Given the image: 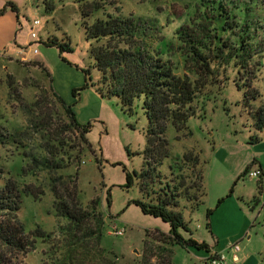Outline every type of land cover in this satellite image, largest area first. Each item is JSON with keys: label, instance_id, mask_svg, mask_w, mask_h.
Here are the masks:
<instances>
[{"label": "rangeland", "instance_id": "1", "mask_svg": "<svg viewBox=\"0 0 264 264\" xmlns=\"http://www.w3.org/2000/svg\"><path fill=\"white\" fill-rule=\"evenodd\" d=\"M200 1L118 0L106 11L138 19L150 34L157 29L153 48L163 54L177 76L195 79L181 49L184 45L174 33L183 26L192 34L190 21L196 20ZM222 1L233 10L237 23L242 25L248 17L255 41L260 51L264 50V0ZM36 21L39 26L34 25ZM84 24L80 0H53L51 5L45 0H0L3 122L11 132L22 133L28 155L38 160L62 159V165L69 166L60 170L43 168L33 158H24L15 146L2 152V162L12 177L39 193L38 198L24 197L19 213L25 234L35 241L34 248L23 257V264H168L169 260L171 264H213L210 260L216 255L212 253L153 239L155 233L169 235L171 224L145 214L134 204L148 202L137 180L132 188L126 187L127 173H140L145 165L148 119L143 100H137L129 111L119 98H103L96 92L92 85L98 84L100 74L90 52L94 42L88 39ZM237 32L238 29L234 33ZM33 33L37 39H32ZM50 40L56 45H48ZM227 41L231 47L237 44L234 35ZM60 45H68L72 51H61ZM36 64L51 74L53 88L69 104L79 99L75 111L82 124L92 126L87 134L91 149L83 146L82 153L74 149L70 159L64 154L48 153L58 152L54 149V132L60 131L67 119L51 94L46 73ZM262 65L256 82L262 97L249 104L243 103L244 92L233 81L224 82L223 87L208 85L203 90L194 103L197 114L188 120L187 130L177 133L173 127L168 128L166 137L172 157L161 169L169 175V166L174 165L176 174L186 177L187 186L201 183L205 188L206 196L197 209L182 202L189 229L180 230L185 239L213 247L208 223L222 216L227 222L223 225L219 221L223 225L220 235L226 245L242 229L244 216L251 217L248 236L236 241L241 249L239 255L247 257V264H264V205H256L261 196L260 179H250L249 173L241 178L256 159L254 151L264 142V121L261 123L257 114L259 107L264 108V62ZM223 68L220 67V79ZM84 70L90 71L92 85L81 91L80 98H74L73 91L86 83ZM230 75L233 80L235 73L230 71ZM57 139H70L73 146L80 142L78 135L71 133ZM257 139L263 142L255 145ZM186 155L199 158V165L185 161ZM200 175L203 182H199ZM52 187L72 212L91 214L77 229L58 211ZM220 200L224 201L218 205ZM209 210L214 211L211 221L207 218ZM115 227L124 229V236H114ZM38 231L43 238L35 234Z\"/></svg>", "mask_w": 264, "mask_h": 264}, {"label": "trees", "instance_id": "2", "mask_svg": "<svg viewBox=\"0 0 264 264\" xmlns=\"http://www.w3.org/2000/svg\"><path fill=\"white\" fill-rule=\"evenodd\" d=\"M45 1L51 5L53 0ZM117 1L80 0L86 35L94 42L90 52L100 79L97 85L90 84V71L84 70L86 83L81 89H75L73 96L80 98L81 91L92 85L96 86V92L103 98H119L123 107L129 111L137 100H143L142 108L148 119L145 165L140 173H127L126 187L132 188L137 180L140 191L148 202L135 201L134 204L145 214L162 218L171 224L169 235L155 233L153 239L169 246H192L211 253V248L206 243H199L192 238L185 239L180 233L181 229L189 231L182 211V202L192 205L193 210L197 209L203 202L206 192L204 186L201 187V183L187 186L186 177L182 174L177 175L174 165L169 166V175L162 172L164 163L172 157L171 144L166 137L167 130L169 127H173L177 133L187 130L188 120L197 114L194 103L208 85L223 87L224 82L229 84L233 81L237 89L244 92L243 103L249 104L250 100L261 98V90L256 82L263 66L264 50L260 51L255 41L248 17L241 25L240 22H236L237 16L233 10L222 0H201L199 8L195 11L196 20L190 21L192 34L183 26L174 33L184 45L181 49L195 79L188 75L177 76L163 54L153 48L152 41L156 39L157 29H152L154 34H150L144 26L139 25L138 19L136 21L134 18L116 16L106 11L108 7L116 5ZM236 29H238L237 34L234 33ZM233 35L237 38V44L231 47L227 40ZM48 45H56V42L50 40ZM60 49L72 51L68 45H60ZM36 65L46 73L51 94L63 108L67 119V124L60 131L54 132L57 143L54 149L58 152L49 150L48 153H55L54 156L64 154L70 159V151L74 149H79V153H82L83 146L91 149L87 134L91 132L92 126L82 124L75 111L79 99L69 104L53 88L51 74L43 65ZM220 67L225 68L222 79L219 78ZM230 71L235 73L233 80ZM257 114L262 123L264 108L259 107ZM66 133L78 135L80 141L78 146L70 145V139L66 141L57 139ZM188 135L191 133H187ZM23 140L22 133L11 132L4 124L0 113V264H23V257L34 248L35 244V241H30L25 234L24 226L19 221V213L24 197L38 198L39 193L37 194L30 186L24 187V184L14 179L12 172L2 162V152L9 146L21 150L24 158H33L28 155V147ZM260 142L261 140L257 139L254 144ZM183 159L192 161L195 166L199 165V158H189L186 155ZM33 161L49 170L69 167L62 165V159L57 162L48 158L43 160L33 158ZM255 163L254 161L246 169L241 178L247 176ZM25 170L26 168H23L22 172L26 173ZM199 179V182H203V176L200 175ZM259 188L262 191L261 181ZM52 191L55 193L54 187ZM55 196L58 199V211L76 229L85 221L86 216L91 215L72 212L66 202L56 193ZM223 201L220 200L218 205ZM108 203L111 204V198H108ZM213 213L212 210L208 211L209 221ZM208 226L211 228L210 223ZM35 234L44 237L40 231ZM168 264H171V260Z\"/></svg>", "mask_w": 264, "mask_h": 264}, {"label": "crops", "instance_id": "3", "mask_svg": "<svg viewBox=\"0 0 264 264\" xmlns=\"http://www.w3.org/2000/svg\"><path fill=\"white\" fill-rule=\"evenodd\" d=\"M262 142L263 141L261 140L260 143H262ZM260 143H258V144H260ZM254 154L256 157V159L254 161L256 163H255V166L252 168V170L258 169L262 174V176L260 178L262 191H261V196L256 201V205L258 206V204L262 203V206H263L264 205V202H263L264 201V142L262 145L259 146V148L256 149V151H254ZM251 209L255 210V207L253 206ZM244 218H246L244 220V225L240 231L235 233V236H236L235 240H230L228 244L224 245L222 238H221V235H220V232L223 229L222 226L224 225V222H227V219L222 217V216L217 217V219H216V216L213 217V219L211 221V223H212L211 224V232H212L213 237H214V245H213V247H210L212 250V252H211L212 255H216V256L218 255L219 256V255L225 254L226 252H228V248L232 244L236 243V241H238V238L241 237V239L243 240V238H246L248 236V231H249L248 228L250 225L251 217H248V215H245ZM219 221H223L222 226L220 225ZM231 224H232V222H231ZM230 227H232V226H230ZM248 239H250V237ZM246 260H247V257H245L244 255L240 256V263L239 264H247V262H245Z\"/></svg>", "mask_w": 264, "mask_h": 264}, {"label": "built area", "instance_id": "4", "mask_svg": "<svg viewBox=\"0 0 264 264\" xmlns=\"http://www.w3.org/2000/svg\"><path fill=\"white\" fill-rule=\"evenodd\" d=\"M34 25L39 26L40 22L36 21ZM32 39H37L36 33L32 34ZM35 52L37 53V50ZM261 176H262V174L258 169L251 170L248 174V177L250 179H253V180H259L261 178ZM124 233H125V230L120 229L118 227H115L112 231V234L116 237H122V236H124ZM240 252H241V249H240L239 244L234 243L228 248L227 253L229 254V257L227 256V254H223V255H219V256L218 255L212 256L210 261L213 264H239L240 263V256H239Z\"/></svg>", "mask_w": 264, "mask_h": 264}]
</instances>
